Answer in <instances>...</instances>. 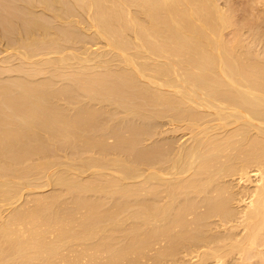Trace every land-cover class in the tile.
<instances>
[{
  "label": "bare ground",
  "instance_id": "bare-ground-1",
  "mask_svg": "<svg viewBox=\"0 0 264 264\" xmlns=\"http://www.w3.org/2000/svg\"><path fill=\"white\" fill-rule=\"evenodd\" d=\"M258 1L0 0V264H264Z\"/></svg>",
  "mask_w": 264,
  "mask_h": 264
},
{
  "label": "rangeland",
  "instance_id": "rangeland-1",
  "mask_svg": "<svg viewBox=\"0 0 264 264\" xmlns=\"http://www.w3.org/2000/svg\"><path fill=\"white\" fill-rule=\"evenodd\" d=\"M232 3L236 6V8H238V10H237L238 21L244 25H246L247 23H249L251 25V22L253 23L252 20H254V19L257 20L256 13L262 12L261 11V9H262L261 4H259L260 1H258V0H232ZM262 14L263 13H261V15ZM249 24H247V25H249ZM7 41L8 40H6L5 38L0 39V57L1 58L8 56L9 54H11L13 52L12 48L7 49V50L5 49Z\"/></svg>",
  "mask_w": 264,
  "mask_h": 264
}]
</instances>
